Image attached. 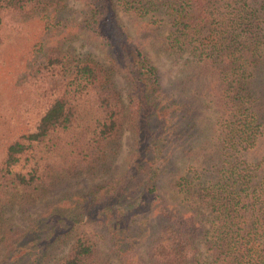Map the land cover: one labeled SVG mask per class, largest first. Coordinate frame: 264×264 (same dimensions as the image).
<instances>
[{
  "label": "trees",
  "instance_id": "obj_1",
  "mask_svg": "<svg viewBox=\"0 0 264 264\" xmlns=\"http://www.w3.org/2000/svg\"><path fill=\"white\" fill-rule=\"evenodd\" d=\"M78 1L79 17L62 16L53 43L34 57L30 77L60 83L34 126L3 149L0 213L63 178L108 168L123 129L134 145L120 178L45 203L13 232L0 264H16L10 256L24 233L40 240L23 245L18 264H107L96 235L119 264H264V0ZM61 7L0 0V30L6 17L52 18ZM160 29L178 64L175 87L161 83L142 47ZM83 32L107 47L108 67L75 51L71 39ZM114 68L130 86L124 96ZM198 100L212 107L208 133L194 118Z\"/></svg>",
  "mask_w": 264,
  "mask_h": 264
},
{
  "label": "rangeland",
  "instance_id": "obj_2",
  "mask_svg": "<svg viewBox=\"0 0 264 264\" xmlns=\"http://www.w3.org/2000/svg\"><path fill=\"white\" fill-rule=\"evenodd\" d=\"M60 2L63 7L60 9V13L52 18L50 16H40V13L23 17H6L1 27L0 161L6 143L20 133L31 129L51 95L57 93L60 80H57L56 77L41 83L43 77L35 76V78H31L30 76H32L34 57L39 58L40 52L46 50L47 47L49 48L54 41L55 35L53 32L55 27L52 25L59 22L62 16L79 17L78 10L81 5L78 0H60ZM118 13L122 21L129 25V31L135 32L136 28L130 23L128 14ZM16 18L19 19L15 20ZM44 22L50 23L51 26L46 28ZM164 34L165 29H160L157 37L145 34L141 40L142 47L160 71L161 83L168 87H175L178 86L176 81L180 77V72L178 71V64H172L161 47ZM71 44L75 46V51L89 52L102 67H108L111 64V61L105 55L107 47L98 44V41L86 32L71 39ZM31 53L33 56H31ZM117 61L119 63V60ZM121 73V71L114 68L112 77L124 96L130 86H128L127 80ZM47 75L48 73H46ZM198 105L200 106L199 109L197 108L198 114L194 118L198 123V128H204L203 131L208 133L211 129L210 123L214 117L212 107L203 100H198ZM133 145V133L128 129H123L119 134V146L108 168L101 169L93 175L82 172L74 177L63 178L50 185V189L40 198H33L25 203H20L16 199L12 204L2 208L0 213V256L4 252L6 242L13 236V232H20L23 228L29 227V221L36 217L50 199L74 190L83 192L88 188L93 189L98 183L103 184L112 178H120L126 168ZM132 183L133 181H130L129 185ZM161 191L166 198L170 200L177 199L176 194L170 189L163 187ZM93 225H95L94 230H101L99 224L93 223ZM25 234L27 233H24V236L21 235L19 244H22V246L10 256V261L16 264L20 263L21 259L24 261L23 257L16 259L19 254L25 251L26 248L23 245H33L35 247L40 240L39 235ZM95 237L98 239V245L107 264H119L108 247L105 238H99L98 235ZM142 244H140V248H142ZM46 259L42 264H46Z\"/></svg>",
  "mask_w": 264,
  "mask_h": 264
}]
</instances>
